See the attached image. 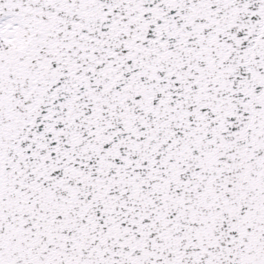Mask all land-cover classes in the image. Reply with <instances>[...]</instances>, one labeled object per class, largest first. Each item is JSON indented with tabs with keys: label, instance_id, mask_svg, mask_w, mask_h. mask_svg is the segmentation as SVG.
<instances>
[{
	"label": "snow or ice",
	"instance_id": "6c2138e0",
	"mask_svg": "<svg viewBox=\"0 0 264 264\" xmlns=\"http://www.w3.org/2000/svg\"><path fill=\"white\" fill-rule=\"evenodd\" d=\"M0 264H264V0H0Z\"/></svg>",
	"mask_w": 264,
	"mask_h": 264
}]
</instances>
